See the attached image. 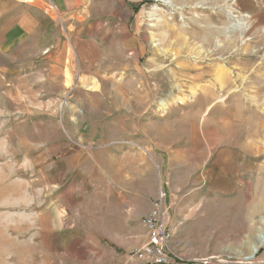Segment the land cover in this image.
<instances>
[{"label": "rangeland", "instance_id": "1", "mask_svg": "<svg viewBox=\"0 0 264 264\" xmlns=\"http://www.w3.org/2000/svg\"><path fill=\"white\" fill-rule=\"evenodd\" d=\"M93 6L60 74L0 44V264H143L160 189L177 263L264 264V0Z\"/></svg>", "mask_w": 264, "mask_h": 264}, {"label": "crops", "instance_id": "2", "mask_svg": "<svg viewBox=\"0 0 264 264\" xmlns=\"http://www.w3.org/2000/svg\"><path fill=\"white\" fill-rule=\"evenodd\" d=\"M96 1L98 0H0V27L15 28L4 32L5 37L0 39V44L21 43L28 40L30 42L44 41L46 44L52 42L54 44L50 45L52 49L50 48V53L46 57L48 58L46 63L54 67L53 73L60 74L64 60L67 56L69 57L70 51L79 58L76 44L82 42L79 32L83 24L80 23V19L93 12ZM50 4L53 9L50 8ZM105 15L109 14L105 13ZM57 19L60 20L59 23L64 24L62 32L58 34L54 28ZM50 24L52 25L49 28ZM2 48H4L3 45ZM130 203H133L132 200ZM115 207L112 208L113 211ZM149 210L141 216V219Z\"/></svg>", "mask_w": 264, "mask_h": 264}, {"label": "built area", "instance_id": "3", "mask_svg": "<svg viewBox=\"0 0 264 264\" xmlns=\"http://www.w3.org/2000/svg\"><path fill=\"white\" fill-rule=\"evenodd\" d=\"M50 8L53 9L52 4ZM163 190L153 200L151 209L141 222L147 232V241L128 252L132 259L143 264H172L178 262L177 255L171 250L172 231L168 227L167 208L164 204ZM182 262V261H181Z\"/></svg>", "mask_w": 264, "mask_h": 264}, {"label": "bare ground", "instance_id": "4", "mask_svg": "<svg viewBox=\"0 0 264 264\" xmlns=\"http://www.w3.org/2000/svg\"><path fill=\"white\" fill-rule=\"evenodd\" d=\"M226 1V0H225ZM230 16V15H229ZM150 18V17H149ZM164 25L168 28V30L170 29V27H169V25H168V23L167 22H164ZM191 26L192 27H187V28H183V27H180V29L181 28H183L182 30H181V32L182 31H186V32H189V33H191L192 35H196V36H198V37H200V41H202V44H201V51H205L204 50V46H207L208 45V43H209V32L208 31H210V28L209 27H206V26H203V27H199V26H197V25H192L191 24ZM239 26V25H238ZM173 29V28H172ZM172 29H170V30H172ZM168 30L166 31V32H168ZM175 30V29H174ZM173 30V31H174ZM178 30V29H177ZM179 31V30H178ZM165 32V33H166ZM179 37V36H178ZM188 49V48H187ZM200 52V51H199ZM193 53V52H192ZM193 55H194V53H193ZM201 55V54H200ZM201 59V58H200ZM184 64V63H183ZM186 65V64H185ZM182 67V66H181ZM183 69V68H182ZM190 69H192V68H190ZM188 70V69H187ZM193 70V69H192ZM67 76V80H68V82H70L71 81V76L68 74V75H66ZM85 78V77H84ZM73 79V78H72ZM81 83V82H80ZM86 90V89H85ZM196 103V102H195ZM207 104V103H206ZM205 104V105H206ZM197 107V106H196ZM200 108V107H199ZM201 109V108H200ZM194 117V116H193ZM195 117H197V116H195ZM193 119H195V118H193ZM227 127V126H226ZM225 127V128H226ZM254 250H256V246H255V248H254Z\"/></svg>", "mask_w": 264, "mask_h": 264}, {"label": "water", "instance_id": "5", "mask_svg": "<svg viewBox=\"0 0 264 264\" xmlns=\"http://www.w3.org/2000/svg\"><path fill=\"white\" fill-rule=\"evenodd\" d=\"M261 240H264V237L263 238L261 237Z\"/></svg>", "mask_w": 264, "mask_h": 264}]
</instances>
